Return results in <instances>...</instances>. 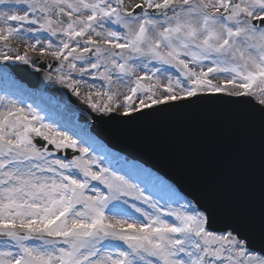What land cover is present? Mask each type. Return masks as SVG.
Here are the masks:
<instances>
[{
  "label": "snow or ice",
  "instance_id": "obj_1",
  "mask_svg": "<svg viewBox=\"0 0 264 264\" xmlns=\"http://www.w3.org/2000/svg\"><path fill=\"white\" fill-rule=\"evenodd\" d=\"M0 82V264H264V187L221 215L85 130L226 105L264 148V0H0Z\"/></svg>",
  "mask_w": 264,
  "mask_h": 264
},
{
  "label": "water",
  "instance_id": "obj_2",
  "mask_svg": "<svg viewBox=\"0 0 264 264\" xmlns=\"http://www.w3.org/2000/svg\"><path fill=\"white\" fill-rule=\"evenodd\" d=\"M15 78L33 89L26 74ZM91 132L109 148L170 180L199 199L244 218L259 214L264 148L257 126L235 122L226 105L163 115L140 125L95 121Z\"/></svg>",
  "mask_w": 264,
  "mask_h": 264
},
{
  "label": "rangeland",
  "instance_id": "obj_3",
  "mask_svg": "<svg viewBox=\"0 0 264 264\" xmlns=\"http://www.w3.org/2000/svg\"><path fill=\"white\" fill-rule=\"evenodd\" d=\"M3 88V84H2V82H0V89H2ZM68 100H70V103L71 104H73V105H76V106H78V107H83L82 105H79V102L76 100V98L75 97H72L71 96V94H68ZM43 114V113H42ZM83 116L84 117V122H83V125H85L86 124V122H89L88 121V117L83 113V112H80V113H78V115L75 117V119L78 117V116ZM82 120V121H83ZM90 123V122H89ZM88 133H89V128H86L85 129ZM104 148V147H103ZM112 153V152H111Z\"/></svg>",
  "mask_w": 264,
  "mask_h": 264
}]
</instances>
